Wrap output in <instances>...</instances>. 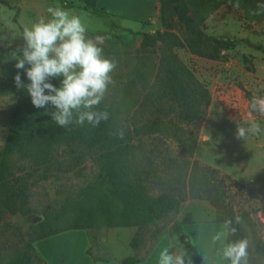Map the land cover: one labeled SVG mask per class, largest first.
<instances>
[{
  "label": "rangeland",
  "instance_id": "rangeland-1",
  "mask_svg": "<svg viewBox=\"0 0 264 264\" xmlns=\"http://www.w3.org/2000/svg\"><path fill=\"white\" fill-rule=\"evenodd\" d=\"M8 1L21 9L18 22L23 29L40 16H47L49 6H60L82 17L90 37L105 38L104 55L114 58L117 67L101 103L117 112L113 136L117 137L123 130L133 137L130 144L133 154L123 167L122 176L142 185L152 197L166 194L179 202L176 209L151 223L135 227L132 241L138 247L150 249L173 224L179 225L186 214L201 221H224L230 218L231 208L235 216H242L240 225L249 242L248 264H264V134L249 133L244 139L235 137L238 122L255 120L264 127V115H249L244 96V90L253 96H264V55L255 47L264 45V13L260 15L263 2L252 0L247 4L242 1L241 5L234 6L224 0V4L212 13H209L210 7L200 9L194 3L189 6L190 15L205 35L230 37L238 42L224 51L225 56L220 61L170 48L210 93L207 116L197 130L195 152L190 162L197 160L219 171L218 190L224 192L226 204L222 208L207 198L186 197L188 177L184 164L187 155L171 137L137 131L158 115L159 108L167 106L157 95V75L159 59L169 50L161 44L142 48V38L137 33L152 34L165 29L156 27L154 20L139 24L115 13L98 10L92 14L79 0ZM13 15L14 10L0 5V82L14 78L18 72L20 76L24 74L15 67L22 46ZM61 79H54L56 87L60 86ZM16 98V95H0V150ZM183 127L195 131L194 127ZM111 150L99 143L75 141L58 147L52 152L49 163L44 165L26 159L11 161L12 182L16 180L24 185L26 192L13 206L0 202V264H10L23 254L31 255L29 226L41 221L44 213H58L68 201L85 200L91 186L105 187ZM134 217L132 213L131 218ZM70 218L67 216L55 223L54 229L69 227ZM15 227L20 232L14 230ZM90 232L94 240L102 241L108 228L101 226Z\"/></svg>",
  "mask_w": 264,
  "mask_h": 264
},
{
  "label": "trees",
  "instance_id": "trees-1",
  "mask_svg": "<svg viewBox=\"0 0 264 264\" xmlns=\"http://www.w3.org/2000/svg\"><path fill=\"white\" fill-rule=\"evenodd\" d=\"M86 11L95 13L97 0H79ZM234 6L247 4L252 0H228ZM260 15L264 13V0ZM194 3L198 8L210 7L209 13L217 10L224 4V0H159V21L166 31L150 33H137L141 36V47L156 46L178 48L188 51L191 55L211 60L220 61L224 58V51L236 46V40L224 36L205 35L195 23L189 13L190 5ZM0 5L14 10L12 21L17 25L20 33V43L23 47L22 33L24 29L18 22L21 9L12 6L8 0H0ZM150 21V20H149ZM2 26L0 22V27ZM178 32L180 33L178 35ZM181 36V37H180ZM264 55V45L255 46ZM165 51L159 59V71L157 75V95L160 100L165 101L167 106L158 110V115L148 120L139 130L141 133L161 134L171 137L177 145L186 153L187 159L184 167L188 177V191L186 197L197 199L207 198L213 205L224 208V192H219L217 177L219 171L200 164L197 160L190 162L196 146V133L207 116L211 97L209 91L193 75L189 68L170 51ZM24 84H28L25 74L21 75ZM55 86L54 79L49 81ZM126 89V88H125ZM0 95H16V103L7 130L3 147L0 150V202L6 206H13L26 192L24 185L13 181L12 160H32L38 165L49 163L51 154L61 145H69L75 141H89L99 143L104 147L112 149L109 153V167L106 185L99 189L91 186L87 191V198L78 203L67 202L58 213L46 212L42 220L29 226V242L32 250L31 255L23 254L13 259L10 264H43L34 248V242L51 237L67 230H91L101 226L107 228L116 227H138L148 224L178 207L179 202L166 194L152 197L148 195L142 185L130 182L122 176V169L130 161L133 154L132 135L124 134L123 139L113 136L117 127V112L103 103L97 110L107 111L109 119L102 121L98 127L70 125L61 128L51 119L49 109L35 108L26 89L17 88L14 78L5 79L0 82ZM247 101L253 95L244 90ZM173 113V117L169 115ZM194 127L195 131L183 127ZM122 165V166H121ZM190 165V167H189ZM15 179V178H14ZM17 211V210H13ZM135 214L134 218L131 215ZM230 219L234 215L232 209L229 212ZM67 216L69 227L61 230L54 229V224L62 221ZM242 221V216H239ZM221 222L222 220H215ZM192 223L190 214H186L179 225L170 227V235L178 236L184 245V252L191 260V264H201L202 257L196 248L187 241L182 233L181 226ZM237 233L229 237L230 240L246 238L245 230L239 224H235ZM14 230L19 231L15 227ZM132 247H136L134 241ZM139 260L127 257L121 264H136Z\"/></svg>",
  "mask_w": 264,
  "mask_h": 264
},
{
  "label": "clouds",
  "instance_id": "clouds-1",
  "mask_svg": "<svg viewBox=\"0 0 264 264\" xmlns=\"http://www.w3.org/2000/svg\"><path fill=\"white\" fill-rule=\"evenodd\" d=\"M47 16H40L22 33L24 45L15 67L23 70L28 84H24L19 72L14 76L17 88L26 89L35 108L46 110L51 106V119L61 128L70 125L95 128L107 121L109 113L97 110L112 81L117 67L114 58L104 55L105 38L88 34V28L80 15L73 10L49 6ZM62 78L56 87L49 81ZM249 115H264V96H253L247 104ZM248 124V127L244 125ZM249 133L264 134V127L258 121L238 122L237 139H244ZM117 137L123 139L120 130ZM239 216L225 219L218 231L211 236L213 245L219 244L218 255L227 264H248L249 242L246 238L230 240L235 236ZM158 264H191L186 252H172L164 248L159 252Z\"/></svg>",
  "mask_w": 264,
  "mask_h": 264
},
{
  "label": "crops",
  "instance_id": "crops-1",
  "mask_svg": "<svg viewBox=\"0 0 264 264\" xmlns=\"http://www.w3.org/2000/svg\"><path fill=\"white\" fill-rule=\"evenodd\" d=\"M159 6V0L96 2V8L100 11L119 14L126 21L139 24L154 20L158 28L161 27ZM222 223L192 218V223L181 226L186 240L201 255V264H227L217 253L219 244L213 245L211 242V236ZM135 232L134 227L108 228L106 237L97 241L92 238L90 230H67L34 242V248L43 264H121L127 257L138 259L136 264H158V255L162 249L169 248L174 253L184 251L179 237L171 236L169 231L162 234L150 249L132 247Z\"/></svg>",
  "mask_w": 264,
  "mask_h": 264
}]
</instances>
